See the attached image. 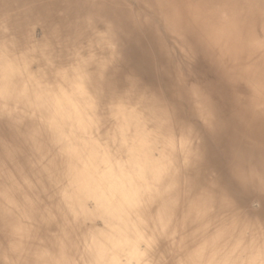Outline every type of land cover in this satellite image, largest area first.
<instances>
[{"label":"clouds","instance_id":"9594fccd","mask_svg":"<svg viewBox=\"0 0 264 264\" xmlns=\"http://www.w3.org/2000/svg\"><path fill=\"white\" fill-rule=\"evenodd\" d=\"M0 264H264V0H0Z\"/></svg>","mask_w":264,"mask_h":264},{"label":"bare ground","instance_id":"6f19581e","mask_svg":"<svg viewBox=\"0 0 264 264\" xmlns=\"http://www.w3.org/2000/svg\"><path fill=\"white\" fill-rule=\"evenodd\" d=\"M128 57L131 61L133 67H135L148 81L149 83L156 84L157 79L154 72L153 60L151 53L149 51V46L147 42L141 41L140 45H137L135 41H130L128 46ZM200 71L205 74L206 78L211 80V73L208 72V69L205 65L200 66ZM167 83V81H164ZM224 107L225 115H228L227 105H222ZM228 142V137H225L221 142V146ZM209 149L212 155L214 156V162L218 165L222 164L221 159L219 158V153L217 146L211 141L209 142Z\"/></svg>","mask_w":264,"mask_h":264}]
</instances>
